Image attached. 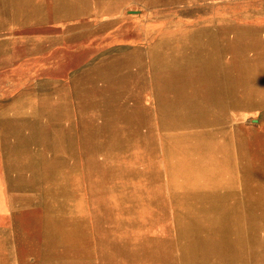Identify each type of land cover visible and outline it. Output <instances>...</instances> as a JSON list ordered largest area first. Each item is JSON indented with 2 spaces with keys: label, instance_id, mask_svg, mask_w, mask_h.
<instances>
[{
  "label": "rangeland",
  "instance_id": "374dc122",
  "mask_svg": "<svg viewBox=\"0 0 264 264\" xmlns=\"http://www.w3.org/2000/svg\"><path fill=\"white\" fill-rule=\"evenodd\" d=\"M259 24L256 0H0V264H264V82L234 72Z\"/></svg>",
  "mask_w": 264,
  "mask_h": 264
},
{
  "label": "crops",
  "instance_id": "0c3cea01",
  "mask_svg": "<svg viewBox=\"0 0 264 264\" xmlns=\"http://www.w3.org/2000/svg\"><path fill=\"white\" fill-rule=\"evenodd\" d=\"M264 3V0H256ZM260 26L262 28H260ZM258 30L264 31V25L259 24ZM260 32V31H259ZM258 32V33H259ZM258 59V60H257ZM234 72L237 76L235 81L238 82H264V59H260L259 56L251 55L250 59L246 62H238L235 65ZM62 235L59 232L54 231L51 236ZM257 256L260 258V251L256 250ZM49 258L60 259L58 264L62 263V260L66 258V254L63 252L50 253ZM57 255V256H55ZM256 258V256H255ZM258 262V261H257ZM261 262V260L259 261Z\"/></svg>",
  "mask_w": 264,
  "mask_h": 264
}]
</instances>
